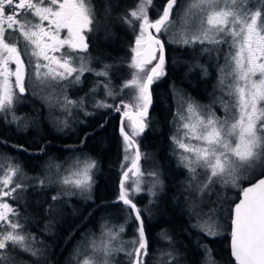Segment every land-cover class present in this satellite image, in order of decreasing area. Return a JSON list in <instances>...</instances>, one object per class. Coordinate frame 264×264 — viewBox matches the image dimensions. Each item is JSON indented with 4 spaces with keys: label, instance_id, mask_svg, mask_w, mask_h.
<instances>
[{
    "label": "snow or ice",
    "instance_id": "1",
    "mask_svg": "<svg viewBox=\"0 0 264 264\" xmlns=\"http://www.w3.org/2000/svg\"><path fill=\"white\" fill-rule=\"evenodd\" d=\"M154 0H140L137 7L128 14L132 20L126 22L133 24L139 22V33L136 36L133 52L135 56L129 67L135 69L132 78L122 85V91L133 89L132 101L120 100L119 104H108L98 101L96 107L114 108L128 116V109L134 108L137 119H131V134L121 126V135L125 142V152L136 146L135 136L142 133L147 126L146 117L148 108L152 103L150 86L154 80L165 75V41L162 37L168 34L174 24L173 15L177 7V0H166L162 10L158 9V18L152 20L148 9ZM30 17L37 18L34 22ZM184 18H197L199 26L195 32H173L170 42L181 45L210 44L222 45L228 43L231 37V47L235 54L230 52L228 60L230 71L227 76L232 82L227 84V95L234 98V107L238 115L231 119L220 120L215 114L207 117L201 114L195 102L187 103V113L178 111L181 123L177 131L182 132L179 137L173 135L172 141L182 150L176 154L179 163L188 171L187 190L203 194L217 179L224 184L231 183L237 186L242 172L251 170L258 161L264 159V24L258 23L261 11L249 14L243 7L242 0H190L183 10ZM95 14L90 0H0V112H10L19 96L26 93L27 85L35 82L41 86H51L62 81L79 83L85 71L92 69L86 67L81 58L79 66L74 64L71 52H83L88 48L83 32L91 31ZM45 22L47 24L45 25ZM68 29V38H61L59 30ZM19 32L25 42L21 49L17 42L11 40V33ZM67 46L71 52L62 53L59 57L51 53H60ZM143 51H139V49ZM204 51H211L205 48ZM25 56H30L26 61ZM140 57V59H136ZM156 61L150 72L144 76V65ZM14 64V70L9 67ZM96 72V76H107L106 69ZM205 73L207 72L204 69ZM259 73L260 79L253 77ZM14 80L10 79L13 78ZM71 78V79H70ZM227 77L221 69L219 84L224 86ZM106 95L114 93L105 84ZM18 90V92L16 91ZM94 90V89H93ZM47 99H51L50 97ZM62 110L69 111L70 107L77 106V101L68 99L65 95L63 102L56 99ZM83 102L81 101L80 104ZM52 106L51 104L49 105ZM225 110L229 105L225 104ZM85 115L90 113L85 112ZM12 115V121L20 120ZM65 126H67L65 124ZM233 138H235L233 140ZM195 141L196 143H193ZM129 157L126 155L125 160ZM141 153L135 147V156L131 160V168L124 172L121 179V190L118 201L131 209L137 222L136 238L131 241L133 248L127 251L130 264H144V257L148 255L149 241L145 235L144 222L141 210L137 208L125 188V179L129 172L137 177L133 192H140L144 174L139 170ZM5 165L7 170L5 171ZM96 166L95 160H86L83 167L74 172V178H65L61 183L65 189L52 197L53 201L60 199L61 195H83L91 191V171ZM207 176L200 180L199 170ZM21 171L20 165L12 158H0V264H14L11 256L2 250L8 245L19 248L32 256L40 255L23 232V225L19 222V213L7 199H16V193L23 185L14 183V176ZM157 177L155 172L148 173ZM264 176V173L261 174ZM41 185L44 181H40ZM158 183L154 179L153 188ZM149 194L156 192L149 189ZM219 205L210 209L209 213L195 211L192 204V213L197 217L193 227L199 228L209 236L218 234L220 224L217 212ZM51 210V206L49 207ZM231 220V254L236 264H264V178H260L250 187L243 189V198L230 209ZM10 217H12L10 219ZM7 230H4V226ZM102 236L99 241L93 240L90 244L92 255L88 256L83 264H110L113 252L125 251L113 243L119 239V233L125 230L124 225L119 229L108 228L107 222L102 226ZM162 239L173 244L172 237L166 233L160 234ZM166 256L167 264H178V252H162ZM204 264H215L210 250L206 251Z\"/></svg>",
    "mask_w": 264,
    "mask_h": 264
},
{
    "label": "trees",
    "instance_id": "2",
    "mask_svg": "<svg viewBox=\"0 0 264 264\" xmlns=\"http://www.w3.org/2000/svg\"><path fill=\"white\" fill-rule=\"evenodd\" d=\"M258 1H260V10L264 15V0H248V10L250 6ZM165 2L166 0H154L153 5L149 7L150 19L158 18L156 15L158 14L157 10H162ZM181 2L182 0L177 1V7ZM123 3H125V0H105L101 3L102 23L98 29L99 31L95 34L97 41L91 48L95 54V60L98 61L96 63H101L104 69L106 65L109 66L106 71L110 72L111 76L118 69L127 70L128 61L132 58V46L136 37L127 24L123 23V16L121 15V9L123 8L121 5ZM177 7L174 10V15ZM162 39L165 41V75L154 80L155 82H153L151 88L152 105L146 118L147 126L140 133L141 135L139 134L140 136L134 137L135 141L142 147V157L147 155L149 159L151 158V162L153 157L157 160L155 163L159 166H154L152 162V169H155L158 175L156 179H158L161 186L159 192H157L158 194L151 198L144 192L137 197L130 196V198L141 210L145 235L149 241L148 255L144 257V264H162L164 257L161 253L165 252L166 249V241L160 235L163 231H167L169 236H172L173 244L169 246L170 251L175 246V252L183 255V260L179 263L196 264L193 255L195 238L192 235L194 233L184 217L188 209L185 208L183 203L184 192L181 191L182 177L186 174V169L179 163L174 153V143L172 141L176 117L175 95L177 91L186 89L189 94H194V96H189L188 99H193L197 104V98L202 106L208 105L211 108L212 90L216 88L221 79V70H215L216 73H214L212 66L213 69H216V67H221L220 64L222 65L223 62L227 63L229 54L232 52L230 49L231 43L228 41V43L213 46L210 44H195L198 48L206 46V48L211 49L212 53L216 54V59L213 62L211 60L212 54L211 58L199 57V62L211 71L210 78L203 80V84H200L202 91L210 95L204 97L203 93L201 94L198 91L199 89L192 88L195 80L190 77V70L193 73L196 72L198 78L203 70L199 66H190L192 53L189 52V47L187 45H174L168 42L165 36ZM221 53L225 57L221 56ZM185 78H189L188 82L184 80ZM109 101L111 104H119L120 96H112ZM91 110L93 113L89 116L87 129L76 134L79 140L82 141L83 146L79 149L73 148V151H78L88 159L96 162V166L92 170L91 192L83 200H78L73 195L66 198L61 195L58 201L66 200V202H69L73 208V216L69 212L65 218H57L54 214L48 216L46 209L52 205V202L56 203L57 201L52 199L49 205L48 203H42L39 211L34 212L36 225L32 228L35 229L36 227L37 229L39 224L42 225L40 231L48 237V241L44 244L42 252H40L42 260L39 264H76L78 258L82 257L78 252L79 243L77 242H80L82 237L85 240L87 235L96 234L99 237L105 222H107L108 228L116 230L119 229L120 225L125 226V230L119 233V237L124 236L125 240L121 238L122 244L120 240L119 242L118 240L113 242L117 247L122 246L125 251L113 252L110 257V264H130V257L126 253L133 248L131 241L136 238L137 222L134 215H130L131 209L118 201L119 180L129 166L125 165L124 160L123 146H125V142L119 132L118 123L114 121V108L101 110L93 107ZM103 118L105 124H103ZM123 126L125 131L131 134L128 126L126 124H123ZM35 139H40V137ZM32 142L33 145H37V142ZM28 164L26 162V165ZM254 180L244 182L243 186ZM52 193H54L53 189ZM55 193L58 195L59 192ZM239 193L236 195L231 207L238 200ZM23 221L27 225L24 219ZM195 222L197 223V220ZM227 238L223 240L226 245ZM223 241L221 239L210 241L216 257L226 255L223 249ZM32 246L37 249L34 243Z\"/></svg>",
    "mask_w": 264,
    "mask_h": 264
},
{
    "label": "flooded vegetation",
    "instance_id": "3",
    "mask_svg": "<svg viewBox=\"0 0 264 264\" xmlns=\"http://www.w3.org/2000/svg\"><path fill=\"white\" fill-rule=\"evenodd\" d=\"M105 0H90L91 6L93 8L95 14V20L92 25V30L83 32L85 36V40L88 44V48L86 51L83 52H71V50L64 46L60 53H51L52 55L60 56L62 53L71 52V55L74 60V64L79 66L81 58L84 59L86 63V67L92 69L91 71H85L81 76L79 83H69V81H62L59 84L53 83L48 88L45 86V90L48 89L47 92L40 91L41 85L33 80L31 83L27 85V91L25 94L19 96V99L16 100L10 112H0V158H12V160L20 165V169L24 164L33 163V167L30 170H27L28 174L34 176L37 181H41L45 179L47 176V172L52 170L51 165L53 159L56 157L57 151L61 157L64 156H71L73 154L78 153V151H73L74 149H79L83 146L82 141L79 140L78 132L82 130H86L88 126V119L93 111V102L97 101L94 99L95 96H108L106 95V88L105 84L108 85V88L114 93L113 96H126V91H122V85L128 80L131 73V67L129 65L132 62V58L128 61L127 70H116L113 76H111L110 72L107 76H96V72L105 70L103 65L96 63L98 61L95 60V54L91 50L92 45L95 44L97 41V32L100 26L96 28V24L102 23V17L100 15V11L102 8V2ZM18 2V0H17ZM101 2V3H100ZM140 0H125V3L121 5L123 7L122 16H123V23L127 24L129 29L134 33L137 34L135 23L129 24L126 22V17L128 21H131L132 18L128 15L130 11L134 10L137 5L139 4ZM105 9V8H104ZM106 10V9H105ZM108 10V9H107ZM149 14V10H148ZM158 17V14H156ZM150 17V16H149ZM34 22H38L37 18L30 17ZM47 22H45V25ZM59 36L61 38H68V29L61 28L59 30ZM11 40L18 43V46L23 49L24 48V40L23 37L19 35V32L11 33ZM135 41L133 42V48L136 47ZM133 51V50H132ZM139 51H143V49H139ZM30 56H25L24 59L27 61ZM140 58V57H136ZM156 61H153L149 65V70L153 67ZM9 67L14 70L15 65L10 64ZM116 74V75H115ZM14 80L13 78H10ZM71 79V78H70ZM94 89V90H93ZM18 92V90H16ZM44 92V93H43ZM67 96L68 99L77 101V106L70 107L69 111L62 110L59 104L56 103V99L59 98L60 102H63V97ZM128 96H131V92H128ZM51 99H47V98ZM89 98H92V101L89 102ZM103 98V97H101ZM94 100V101H93ZM100 99H98L99 101ZM83 102L80 104V102ZM52 105L51 107L49 105ZM104 108H101L103 110ZM128 109L127 111H130ZM110 111V110H108ZM85 112L90 113V115H85ZM112 112V111H111ZM16 115L21 119L18 121H12V115ZM122 112H117L113 110V117L114 121L118 123L121 118ZM109 119V118H108ZM146 119V118H145ZM65 124L67 126H65ZM103 124H105V119L103 118ZM123 124L128 126L130 131L131 129V120L128 118L123 119ZM132 130V129H131ZM141 135V134H140ZM138 135V136H140ZM36 137H40V139H35ZM123 138V137H122ZM37 142V145H33V142ZM40 141H43L40 143ZM137 143V142H136ZM139 151L141 153V159L143 152L141 151V146L137 143ZM40 149V150H35ZM134 150V149H133ZM135 154V152H134ZM140 164L141 160L139 161ZM139 164V168H140ZM5 171L7 170V166L5 165ZM3 175V172H0V176ZM262 176V175H261ZM260 177V176H259ZM17 175L14 176L13 180H16ZM258 178V177H257ZM53 188V187H52ZM56 192V188H53ZM18 192V191H17ZM59 192V191H58ZM57 193H54L55 196ZM8 202L17 209L19 216V222L23 225V232L28 234L29 241L31 244H35L37 246L38 243L46 244L48 241V237L43 235L40 228L42 225H38L37 229L35 227H26L23 221V210L22 207L15 199L5 198ZM52 199V198H51ZM138 208V207H137ZM232 209V207H231ZM184 217L187 223L190 225L193 235L192 237L195 238L194 242V259L196 260V264H204L206 251L210 250L212 260L215 261V264H235L231 258L230 251H229V237H230V219L228 220V233L223 236V240L227 238V245L224 242V251L226 255H218L217 257L214 254L212 249V245L210 241L215 239H219L218 234L215 236L206 235L202 232L199 228L193 227L196 224L195 219L196 217L189 211H186ZM12 217H10L11 219ZM4 230H7V226H4ZM26 230H29L27 232ZM33 230V231H32ZM36 230V231H35ZM31 231V232H30ZM45 233V232H44ZM166 235L169 236L167 231H163ZM200 234V236H199ZM202 236V238H201ZM172 237V236H170ZM84 238L80 239L78 245L81 247L84 243ZM165 240V239H164ZM166 241V249L165 252L170 251L169 249V242ZM202 245V246H201ZM38 247V246H37ZM46 250V249H44ZM7 252L14 264H39L42 260L41 255L32 256L30 253L23 252L19 248L16 251H13L11 245H8L5 250ZM178 264H181L183 260V255L178 252ZM164 257L162 264H167V257Z\"/></svg>",
    "mask_w": 264,
    "mask_h": 264
},
{
    "label": "rangeland",
    "instance_id": "4",
    "mask_svg": "<svg viewBox=\"0 0 264 264\" xmlns=\"http://www.w3.org/2000/svg\"><path fill=\"white\" fill-rule=\"evenodd\" d=\"M251 1V0H250ZM253 1V0H252ZM190 3V0H182V2L179 4V6L177 7V10L175 11V15L173 16V27L171 29V31L168 34H165L164 36L166 37V40L168 42H170V37L172 35L173 32H182V31H192L195 32L199 26V20L197 18H184L183 17V10L185 7H187V5ZM243 3V7L245 9V11H247L249 14L256 12L257 10L261 11L260 9V1L255 2L252 6H250L249 10H248V0H242ZM149 10V9H148ZM135 26H136V30H137V34L139 33V22L136 21L134 22ZM258 23L259 24H264V15L262 14L261 11V17L258 18ZM101 26L100 24H96V30L97 28ZM137 34L135 36H137ZM136 40V37H135ZM227 40L230 41L231 43V37H227ZM171 43V42H170ZM174 45H180V46H186V45H181V44H175ZM199 45V44H198ZM231 45V44H230ZM190 49V53L191 54V59H190V66H199V68L201 70H203L202 74L199 75V78L197 77L196 72L193 73L192 70H190V77L192 79L195 80V84H192V88L198 90L201 92V94L203 93L204 97H208L210 96L207 92L204 93L202 91V87L200 86V84H203V80H208L210 77V72L208 70L207 67L203 66L204 64H201L199 62V57H208L211 58V54H212V62L214 59H216V54L212 53L211 51H204L205 47H201L198 48L195 46H189L187 45ZM213 46V45H212ZM231 49V53L235 54L236 49L232 48L230 46ZM133 50V48H132ZM134 54V52L132 51V55ZM225 55L223 53H221V56ZM223 57V58H224ZM134 58V55H133ZM136 59H140V58H136ZM210 60V59H209ZM133 63V59L131 64ZM208 64V63H207ZM214 66L215 64L212 63ZM230 62L229 60H227V63H224L220 66L221 67H216V69H213L212 66V70H214V73H216L215 70H221L222 68L224 69V74L227 77L226 79V83L224 86H221L218 84L216 86V88H214L212 90V107L210 108V106H202L200 104V101L197 100L196 98V105L199 106V110L201 112L202 115H204L205 117H207L210 114H215V116L217 118H219L220 120H224L225 118H229L231 119L233 117L234 114L238 115L237 109L234 107V98L230 97L229 95H227V84L232 82V77L227 76V73L230 71V66H229ZM211 67V64L209 65ZM149 65H144V72L141 73L142 76H144L146 73L149 72ZM204 69L207 70V72L205 73ZM135 72V69L131 68L130 70V77L128 78V80H130L132 78L133 73ZM204 73V74H203ZM192 74V75H191ZM205 75V77H204ZM197 77V78H196ZM189 78H185L184 80L188 82ZM254 80H259L260 76L259 73H257L256 76L253 77ZM127 80V81H128ZM155 82V81H154ZM47 88L49 86H46ZM225 87V88H224ZM40 91L45 90V86H41ZM48 89H46L44 92H47ZM126 91V96H120V100L123 99L125 101H132L133 99V89H125ZM131 92V96L128 97V92ZM43 92V93H44ZM189 96H194V94H189L188 91L186 89H182L180 91H177L175 98H176V117H175V121H174V126H175V132L174 135H177L178 137L180 135H182V132H178V126L181 123L180 117L177 115L178 111L183 112V114L185 116L188 115L187 113V103H181V98H183V101H188ZM196 96V95H195ZM202 96V97H203ZM103 97V98H101ZM95 96L94 99H97V101L93 102V107H96V104L98 102V99H100L99 101H104L105 103L111 104V102L109 100L112 99V96ZM115 97V96H113ZM118 97V96H116ZM92 101V98H89V102ZM94 101V100H93ZM191 101H193V99H191ZM194 102V101H193ZM229 105V110L226 111L225 110V104ZM200 104V105H199ZM96 108H103V107H96ZM108 108H104L103 110H106ZM132 111H135L134 108H129ZM125 125V124H124ZM131 129H130V133H131ZM136 137V136H135ZM235 138H233L234 140ZM193 143H196L195 141H193ZM123 153L124 155L128 156L129 159L125 160V165L128 166L131 164V160L134 158V150L129 149L128 152H125V146H123ZM178 151H182L180 149L177 148L176 144H174V153L177 156V152ZM143 155V154H142ZM178 158V156H177ZM89 160L85 155H83L82 153L78 152L76 154H73L71 156H64L61 157L59 155V152L56 153V157L53 159L51 168L52 170L50 172H47V176H45L44 184L41 185V183L39 181H37V179L34 176L29 175L27 172V170L32 169L31 166H33V163H27L28 165L24 164L21 168V171L19 174H17V178L16 180H14L13 186L16 183H20L23 185V187L18 190V192L16 193V199L15 201L18 202L22 207L23 210V219L26 222V227H33L36 225V218H34V212L35 211H39L40 205L42 203H48V205L50 204V200L52 198V195L56 192L53 188H56L57 191H59V193H61L64 189H65V185H63L61 183V181H63L66 177L67 178H74L72 176V174L76 171H78L80 168L83 167V162ZM179 161V159H178ZM154 166H159V164L155 163L157 162V160L153 157L152 160ZM152 162H151V158L149 159L147 157V155L144 157H142L141 159V163L140 164V172H142L144 175L140 178L142 179L143 183H141V188L143 189L140 192H133L132 189L135 188V181L137 180V177L134 176L131 172H129L128 177L126 178L125 181V188L128 191L129 196L131 197H137L139 196L142 192L147 193L148 196L151 198L152 195L149 194V189H152L153 191L156 192V195L158 194L157 192H159L160 190V184L159 182L155 185V187L153 188V181L154 179H156L158 177H151L148 175V173L151 172H155V169H152ZM30 165V166H29ZM93 170V169H92ZM264 171V159H262L261 161H258L256 163V166L254 168H252L251 170H246L244 172H242L241 174V178L238 179L237 181V186H232L231 183L228 184H224L222 182H220L219 179H217V182L213 185H210L209 189L206 190L202 195L199 194L196 191H189L187 190V182H188V171L186 169V174L183 175L182 179V189L181 191L184 192V197H183V203L185 205V208L188 209L189 212L192 213V204H195V211L198 213H201L202 218L206 219V217H203L204 213H209L210 209L217 207L219 205V209L217 212V217H218V223L220 224V228L218 230V236L219 239H221V241H223V236L225 234L228 233V220H229V215H230V209H231V205L233 203V201L236 198V195L241 191L242 186L244 184V182L247 181H251L254 179H257V177L263 173ZM200 172V180L204 181L207 179L206 174L204 173V171L201 169L199 170ZM156 173V172H155ZM157 174V173H156ZM91 181H92V171H91ZM158 186V187H157ZM53 187V188H52ZM52 189L54 191V193H52ZM92 189V187H91ZM91 192V191H90ZM90 192L84 193L83 195L77 193L76 195H73L74 197H76L78 200H83L85 199V197L87 195L90 194ZM58 193V194H59ZM69 197L70 195H64V197ZM35 203V204H34ZM48 207V206H47ZM46 214L48 216H51L52 214L56 215L57 218H65L69 213L71 214V216H73V208L71 207L69 202L60 200V201H56L52 202L51 205V210H49V207L46 209ZM69 212V213H68ZM193 214V213H192ZM195 216V215H194ZM196 217V216H195ZM197 220V217L196 219ZM27 232H29V230H26ZM31 232V231H30ZM100 236H96L95 235H87L84 243L82 244V246H79L78 252L82 255V257H79L77 260L76 264H83L84 260L92 255V249L90 248V244L91 242L95 239L97 241L100 240L101 236H102V231L100 232ZM206 234V233H205ZM28 235V234H26ZM124 236H120L118 239V242L120 240V243L123 240H125ZM122 238V239H121ZM122 244V243H121ZM37 249L42 252L43 248H44V244L43 243H38L37 244ZM13 251H16L17 248H13V246H11ZM175 248V246H174ZM176 249V248H175ZM49 250V249H47ZM76 251V249H74ZM80 255V256H81ZM28 264V263H26Z\"/></svg>",
    "mask_w": 264,
    "mask_h": 264
},
{
    "label": "water",
    "instance_id": "5",
    "mask_svg": "<svg viewBox=\"0 0 264 264\" xmlns=\"http://www.w3.org/2000/svg\"><path fill=\"white\" fill-rule=\"evenodd\" d=\"M178 1V0H177ZM154 66V65H153ZM151 70V69H150ZM150 70H149V72H150ZM152 85H153V83L151 84V86H150V92H151V88H152ZM151 96H152V93H151ZM152 98V97H151ZM151 105H152V103H151ZM151 105L149 106V108H148V114H149V111H150V108H151ZM130 117H131V119H137V117H136V114H135V111H132V110H130V111H128V116H124L123 115V113H122V115H121V118H120V122H119V132H120V134H121V131H120V129H121V126H122V122H123V119L124 118H128V119H130ZM147 117H148V115H147ZM146 117V118H147ZM146 128V127H145ZM122 136V135H121ZM123 137V136H122ZM123 140H124V138H123ZM136 146H138L137 145V143H136ZM136 146H134V152H135V147ZM135 155V154H134ZM129 168H131V164L125 169V171H128V169ZM124 171V172H125ZM124 172H123V174H122V176H121V178H120V180H119V185H118V191H119V194H120V190H121V187H120V185H121V179L124 177ZM260 178H264V176H260V177H258L257 179H255L254 181H252V182H250L249 184H246V185H244L243 187H242V189H241V191H240V193H239V198H238V200L233 204V206H232V209L234 208V206H235V204L236 203H239V201L243 198V189L244 188H246V187H250L251 186V184H253V183H256L257 182V180L258 179H260ZM125 181H126V179H125ZM122 203V202H121ZM134 203V202H133ZM134 215V214H133ZM229 251H230V255H231V258H232V260L234 261V263L236 264V262H235V258L232 256V254H231V220H230V237H229Z\"/></svg>",
    "mask_w": 264,
    "mask_h": 264
}]
</instances>
